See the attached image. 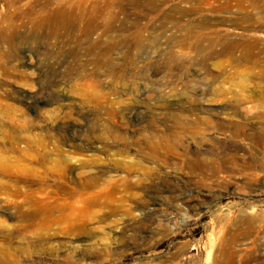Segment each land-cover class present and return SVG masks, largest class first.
<instances>
[{"label": "rangeland", "instance_id": "rangeland-1", "mask_svg": "<svg viewBox=\"0 0 264 264\" xmlns=\"http://www.w3.org/2000/svg\"><path fill=\"white\" fill-rule=\"evenodd\" d=\"M242 1L0 0L1 260L264 264V0ZM194 154L227 176L186 180Z\"/></svg>", "mask_w": 264, "mask_h": 264}, {"label": "bare ground", "instance_id": "bare-ground-1", "mask_svg": "<svg viewBox=\"0 0 264 264\" xmlns=\"http://www.w3.org/2000/svg\"><path fill=\"white\" fill-rule=\"evenodd\" d=\"M247 1H249V0H244V1H242L241 3H239L238 4V7L241 9L242 8V6H243V3L244 2H247ZM228 2V1H227ZM236 4V3H235ZM224 5V4H223ZM229 7V6H228ZM227 7V8H228ZM224 8V7H223ZM229 9H230V7H229ZM250 37V36H249ZM252 37V36H251ZM255 37H252L251 38V42L252 43H250V41H248V43H244V49H242V50H244L245 51V55L249 58V57H251V51H252V48H253V43L254 44H258V40L257 39H254ZM240 40V39H239ZM244 40H245V38H244ZM229 46H230V48H231V50H236V47H237V45H236V43L235 42H230L229 43ZM256 47H254V49H255ZM259 50V49H258ZM257 50V51H258ZM256 52V51H255ZM254 52V53H255ZM253 53V54H254ZM257 53V55H258V53L260 54H262V53H264V51H261V50H259L258 52H256ZM254 55H256V54H254ZM253 55V56H254ZM259 56V55H258ZM262 56V55H261ZM175 116V117H174ZM172 117H174V118H180V116H178V115H173ZM174 135H172V137H173ZM189 156H191V160H190V162L188 163V165H187V168L190 170V172H189V174L188 175H186V177H184L186 180H198V179H203V178H207V177H211V178H216V179H223L225 176H227L226 174L229 172V170H228V172H227V169L225 168V166H214V165H212L211 163H209V161H207V159L205 158V156L204 157H198V156H196L195 154L194 155H189ZM153 159H156L157 161H160L161 163H168L167 161H165V159H162L161 158V156L160 155H158V154H156L155 156H153ZM185 162V161H184ZM173 163V162H172ZM171 163V164H172ZM178 163H179V161H178ZM206 163V164H205ZM180 165V164H179ZM174 176V175H173ZM173 176H169V177H167V178H169V179H172V180H176V178H175V176L173 177ZM183 178V177H182ZM231 254V253H230ZM230 254H225V256H224V261H223V263L222 264H229V259H230ZM216 256V255H215ZM223 256V255H222ZM165 257V256H164ZM167 260V259H166ZM213 262H215V263H217L216 262V259L214 258V261ZM0 264H9V262L8 261H6V260H1L0 259ZM214 264V263H213Z\"/></svg>", "mask_w": 264, "mask_h": 264}]
</instances>
